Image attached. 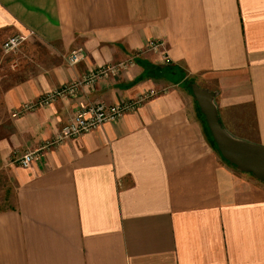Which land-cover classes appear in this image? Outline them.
I'll return each instance as SVG.
<instances>
[{
    "label": "crops",
    "instance_id": "0c3cea01",
    "mask_svg": "<svg viewBox=\"0 0 264 264\" xmlns=\"http://www.w3.org/2000/svg\"><path fill=\"white\" fill-rule=\"evenodd\" d=\"M188 81L264 144V0H0V264H264V182L222 160ZM135 101L55 142L81 107ZM247 117L253 138L230 128Z\"/></svg>",
    "mask_w": 264,
    "mask_h": 264
},
{
    "label": "built area",
    "instance_id": "2783aa9c",
    "mask_svg": "<svg viewBox=\"0 0 264 264\" xmlns=\"http://www.w3.org/2000/svg\"><path fill=\"white\" fill-rule=\"evenodd\" d=\"M24 37L21 35H12L8 37L2 44L3 52L15 51ZM147 46L151 49H158L163 46L161 41L150 40ZM84 51L81 47H77L70 51L67 55V62L70 65H74L84 58ZM100 72H89L83 78L85 83H92ZM75 88V84L63 86L61 89H55L43 97L44 102H49L57 96H63L66 92H71ZM137 101L125 103V104H106L103 102L91 103L85 107H81L72 115L68 122L61 127L60 133L56 137L55 142L62 141L67 138L77 137L90 130L94 129L102 122L107 120H115L122 113L128 109H132L137 105ZM29 107V106H27ZM36 153L34 151L26 152L20 159L19 164L24 167L30 166L32 160L35 158Z\"/></svg>",
    "mask_w": 264,
    "mask_h": 264
},
{
    "label": "water",
    "instance_id": "95a60500",
    "mask_svg": "<svg viewBox=\"0 0 264 264\" xmlns=\"http://www.w3.org/2000/svg\"><path fill=\"white\" fill-rule=\"evenodd\" d=\"M186 87L198 106L199 114L204 118L215 150L222 160L264 182V144L244 140L228 132L219 118L214 91L194 81H188Z\"/></svg>",
    "mask_w": 264,
    "mask_h": 264
},
{
    "label": "rangeland",
    "instance_id": "374dc122",
    "mask_svg": "<svg viewBox=\"0 0 264 264\" xmlns=\"http://www.w3.org/2000/svg\"><path fill=\"white\" fill-rule=\"evenodd\" d=\"M121 64H127V63H121ZM108 105H110V104H108ZM230 128H231L232 131L238 130L239 131L238 135L241 136V137H244V138H253V137H255V135L252 133L253 131H255L254 124H253L252 120L249 119V117L246 118V121H243V123L241 124L240 127H236L235 128V127H231L230 126Z\"/></svg>",
    "mask_w": 264,
    "mask_h": 264
}]
</instances>
